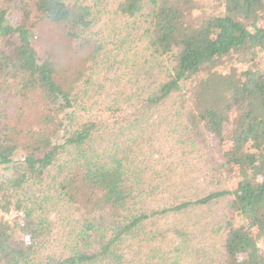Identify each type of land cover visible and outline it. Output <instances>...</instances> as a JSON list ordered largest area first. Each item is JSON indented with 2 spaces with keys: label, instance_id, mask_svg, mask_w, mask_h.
Returning <instances> with one entry per match:
<instances>
[{
  "label": "trees",
  "instance_id": "16d2710c",
  "mask_svg": "<svg viewBox=\"0 0 264 264\" xmlns=\"http://www.w3.org/2000/svg\"><path fill=\"white\" fill-rule=\"evenodd\" d=\"M99 1L0 0V166L11 167L0 178V264H130L142 247L159 240L156 234L162 237L143 234L150 219L223 197L219 242L207 264H264V65L223 80L219 111L189 110L185 95L196 93L193 81L212 58L253 62L264 52V0H214L211 6L117 1L122 29L130 30H122V43L131 37L127 61L165 59L137 116L174 99L183 116L184 148L206 150L208 170L233 183L148 213L138 207L142 178L126 153L135 138H124V114L114 108L110 117L122 148L110 138L95 147L99 123L77 119L74 110L84 74L102 48L87 36ZM43 26L48 38L40 41L37 28ZM77 52L80 57L73 56ZM128 122L133 130L139 117ZM44 186L52 187L55 205L68 210L60 232L52 228L51 212L34 210L25 198L30 187ZM174 232V256L167 251L158 258L165 251L152 246L139 264H181L188 233Z\"/></svg>",
  "mask_w": 264,
  "mask_h": 264
},
{
  "label": "rangeland",
  "instance_id": "374dc122",
  "mask_svg": "<svg viewBox=\"0 0 264 264\" xmlns=\"http://www.w3.org/2000/svg\"><path fill=\"white\" fill-rule=\"evenodd\" d=\"M117 1L100 0L96 3L93 6V21L87 30V36L100 42L102 48L91 61V68L84 74L85 83L79 88L74 110L77 119L92 118L99 123L91 145L98 147L110 138L121 143L122 148V136L118 137L119 128L113 124L114 121L110 117L115 118V113L124 114L123 118L127 122L124 124V138H135L133 142L130 140L126 143V153L130 166L134 164L136 174L142 178V189L138 193L141 202L138 207L144 208L147 213L159 210L171 202L212 191L232 189L233 183L226 177L215 175L208 170L206 150L200 147L184 148V144L180 142L183 116L178 106L174 105V99L170 98L161 107L143 117L137 116L141 101L154 88L159 78L160 66L165 63V59L155 62L150 60L147 63L139 59L135 62L127 61V46L130 45L131 37L122 43V37L125 36H122V20L115 12ZM200 1L206 6L214 4V0ZM13 18L10 16L8 22L13 23ZM47 30L44 26L37 28L40 41L47 40ZM129 32L130 30L126 29L125 33ZM135 32L133 30L131 33ZM80 54L77 52L73 56L80 57ZM252 60L253 62L240 58L227 62L223 58L214 57L210 64H203L193 81L197 86L196 93L185 94L188 99L187 108L193 111H219L224 103L223 80H230L233 78L231 75H238L236 73L240 69L264 65V52H258ZM135 117H139V123L132 130L128 128V121ZM18 159L19 157H16L14 161ZM10 172V165L0 166V178H6ZM26 195L27 203L34 210L41 206L47 213L51 212L52 228L55 233L60 232V226L67 223L63 216L68 210L61 205H55L52 187L44 186L40 190L30 187ZM226 202L227 198L223 197L201 208H193L179 214L156 215L145 223L143 234L148 233V236H151V231H158L162 237L156 234V239L159 240L142 247L139 256L135 255L133 259H129L130 264H139L142 252L146 253L152 246L153 249L162 247L165 251L159 253L158 258H162L167 251H171L174 256L173 248L179 242L174 232L176 228L188 233V244L181 254V264H207L219 242L218 228L224 219Z\"/></svg>",
  "mask_w": 264,
  "mask_h": 264
}]
</instances>
